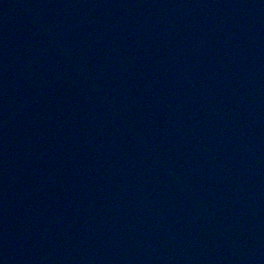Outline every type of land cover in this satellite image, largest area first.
Returning a JSON list of instances; mask_svg holds the SVG:
<instances>
[{"label":"water","instance_id":"obj_1","mask_svg":"<svg viewBox=\"0 0 264 264\" xmlns=\"http://www.w3.org/2000/svg\"><path fill=\"white\" fill-rule=\"evenodd\" d=\"M0 264H264V0H0Z\"/></svg>","mask_w":264,"mask_h":264}]
</instances>
